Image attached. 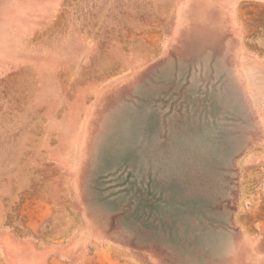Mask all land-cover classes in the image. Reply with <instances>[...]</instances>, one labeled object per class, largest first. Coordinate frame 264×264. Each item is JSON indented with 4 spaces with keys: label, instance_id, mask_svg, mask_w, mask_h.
Wrapping results in <instances>:
<instances>
[{
    "label": "rangeland",
    "instance_id": "374dc122",
    "mask_svg": "<svg viewBox=\"0 0 264 264\" xmlns=\"http://www.w3.org/2000/svg\"><path fill=\"white\" fill-rule=\"evenodd\" d=\"M0 264H264V0H0Z\"/></svg>",
    "mask_w": 264,
    "mask_h": 264
}]
</instances>
